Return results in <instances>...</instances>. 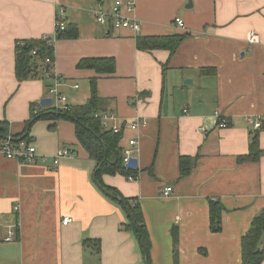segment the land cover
<instances>
[{"label":"crops","instance_id":"crops-1","mask_svg":"<svg viewBox=\"0 0 264 264\" xmlns=\"http://www.w3.org/2000/svg\"><path fill=\"white\" fill-rule=\"evenodd\" d=\"M114 1L0 0V122L8 124L7 138H22L30 106L43 107L54 87L18 81L16 43L54 39L63 11L78 37L54 43L53 83L60 79L67 104L77 106L98 80L106 111L123 129L120 147L133 151L139 175L137 181L106 175L103 182L140 202L152 264H242V238L264 210V131L259 162H238L250 151L249 120L264 122V0H135L130 17L139 33L97 23L96 12ZM252 31L260 43L249 42ZM166 36H185L173 55L137 47L138 37ZM103 58L116 61L114 74L78 68L84 59ZM137 119L144 125L131 129ZM223 120L227 128H219ZM28 135L45 162L22 164L0 154V264H145L137 239L122 229L126 212L94 183L96 163L74 124L38 121ZM60 149L74 156L56 168ZM182 157L193 160L186 176ZM211 202L224 207L219 233L210 229ZM65 218L73 222L64 226ZM10 231L15 238L5 242ZM88 240L101 243L100 255L84 246Z\"/></svg>","mask_w":264,"mask_h":264},{"label":"trees","instance_id":"trees-1","mask_svg":"<svg viewBox=\"0 0 264 264\" xmlns=\"http://www.w3.org/2000/svg\"><path fill=\"white\" fill-rule=\"evenodd\" d=\"M64 22V18L58 17V22ZM78 30L74 26H66L64 31L57 28L55 38L46 37L44 39H33L19 41L16 43V77L20 83L29 79H41L48 89L54 86L55 76L51 72L48 60L55 63L54 43L61 39H76ZM185 36L166 37H138L137 47L142 51L167 50L172 55L175 53ZM78 68L83 70H93L99 75H112L116 71V61L112 58L84 59L78 64ZM97 79L90 81V98L84 105L60 108L52 104L46 108L39 104L30 106V120L27 123L25 132L20 137H25L28 141L30 128L38 121L60 120L69 121L75 126V133L79 144L86 151L91 160L96 163V180L106 191L113 195L111 200L123 211L125 208L122 201L130 209L137 230L133 227L128 218L122 229L131 232L140 245L143 257L150 258L151 243L145 223L142 207L138 199L126 198L118 190L104 184L103 177L123 175L128 178L138 179V171L126 169L123 162V149L120 147L122 135H117L111 131L103 130L101 125V113H106L105 101L98 95ZM264 123V122H263ZM54 126L50 127L54 130ZM264 129L252 131L250 151L247 156L239 157L238 162H259L263 155L260 148L259 133ZM8 124L0 122V139L7 138ZM19 138V137H17ZM193 160L190 157L180 159V174L186 176L191 172ZM223 205L220 202L210 204V229L213 233H219L222 229ZM128 217V216H127ZM18 238V229H17ZM1 242V239H0ZM84 246L95 247L97 255L101 254V243L99 241H85ZM242 264H262L264 261V210L261 211L252 221L250 230L242 238ZM146 250V253H145Z\"/></svg>","mask_w":264,"mask_h":264},{"label":"built area","instance_id":"built-area-1","mask_svg":"<svg viewBox=\"0 0 264 264\" xmlns=\"http://www.w3.org/2000/svg\"><path fill=\"white\" fill-rule=\"evenodd\" d=\"M135 10V0H115L112 7L109 10H99L96 12V19L97 23H99L102 26H109L112 29H131L135 33L140 32V25L138 22L131 18L130 15ZM64 15L63 11H60V16L62 17ZM176 26L179 28L184 29V21L181 19L175 20ZM57 28L61 31H64L66 28V24L64 22H58ZM248 40L251 44H258L260 43V36L256 34V32H250L248 36ZM51 67H53V62L50 60L47 61ZM61 80L56 78V83L54 84L53 89L50 91V94L53 96L55 103L60 108L67 107V98L65 95H63L60 92V87L62 86ZM77 88V87H75ZM101 125L103 130L111 131L114 134L122 135L123 129L120 128L116 124L117 117L114 113H101ZM250 124L253 127V130H260L264 129V123L262 121H252L249 120ZM144 123L141 121V119H137L132 125L131 129L139 130ZM227 122L223 120L219 124V128H227ZM200 131L207 135V130L205 128H200ZM129 147L133 148L137 145V141L135 139L129 141ZM133 151L129 148L123 149V162L126 165L130 159L133 157L132 155ZM0 154L4 156L7 159L16 160L19 163L22 164H33L38 161V158L41 157L39 154L37 147L27 141H15L11 137H8L6 139H0ZM74 156V153L71 150L67 149H60L56 153L54 157V165L57 168L60 165V162L62 159L66 157H72ZM42 163L45 162L44 157H41ZM130 181H135L133 177L128 178ZM172 189L168 188L165 191V197L169 196ZM73 222V219L71 218H65L63 220V225L67 226ZM15 238V232L10 231L8 238L5 239V242H11Z\"/></svg>","mask_w":264,"mask_h":264},{"label":"water","instance_id":"water-1","mask_svg":"<svg viewBox=\"0 0 264 264\" xmlns=\"http://www.w3.org/2000/svg\"><path fill=\"white\" fill-rule=\"evenodd\" d=\"M192 81L191 80H186L185 81V85H188L190 84ZM53 103V100L52 99H45L42 101L41 105L43 107H48V106H51ZM24 137L21 138V140L23 139ZM126 169L128 170H136L138 169V160L135 159V158H131L129 163L126 165ZM93 180H94V183L96 184V186L98 187V189L107 197L109 198H113V195L111 193H109L108 191H106L101 185H99L97 183V180H96V175H94L93 177ZM122 204L125 208V212L128 216V218L131 220V223L133 225V227L137 230V225H136V222L134 221V218H133V215L130 211V209L125 205V203L122 201ZM145 253H146V250H145ZM145 264H149V259L148 257L146 256L145 257Z\"/></svg>","mask_w":264,"mask_h":264},{"label":"bare ground","instance_id":"bare-ground-1","mask_svg":"<svg viewBox=\"0 0 264 264\" xmlns=\"http://www.w3.org/2000/svg\"><path fill=\"white\" fill-rule=\"evenodd\" d=\"M51 96H52V95H51ZM52 99H53V102L55 103V100H54L53 96H52ZM55 105H56V103H55ZM12 139H13V138H12ZM13 140H15V139H13ZM24 140H25V139H24ZM15 141H22V140L19 139V140H15ZM132 158H134V157H132ZM128 163H129V162H128ZM128 163H127V164H128ZM127 164H126V165H127ZM137 180H138V179H137ZM137 180H135V181H137ZM13 232H14V231H13Z\"/></svg>","mask_w":264,"mask_h":264},{"label":"rangeland","instance_id":"rangeland-1","mask_svg":"<svg viewBox=\"0 0 264 264\" xmlns=\"http://www.w3.org/2000/svg\"><path fill=\"white\" fill-rule=\"evenodd\" d=\"M30 142V141H29Z\"/></svg>","mask_w":264,"mask_h":264}]
</instances>
